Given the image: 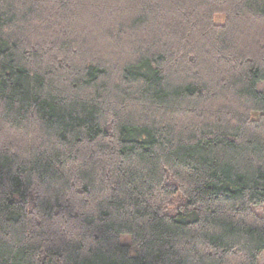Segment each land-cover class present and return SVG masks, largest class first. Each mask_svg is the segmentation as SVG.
<instances>
[{
  "label": "trees",
  "instance_id": "16d2710c",
  "mask_svg": "<svg viewBox=\"0 0 264 264\" xmlns=\"http://www.w3.org/2000/svg\"><path fill=\"white\" fill-rule=\"evenodd\" d=\"M263 253L264 0H0V264Z\"/></svg>",
  "mask_w": 264,
  "mask_h": 264
},
{
  "label": "rangeland",
  "instance_id": "374dc122",
  "mask_svg": "<svg viewBox=\"0 0 264 264\" xmlns=\"http://www.w3.org/2000/svg\"><path fill=\"white\" fill-rule=\"evenodd\" d=\"M217 19V22L218 23H221V22H223V17H221V16H218V17H216ZM258 263L259 264H264V253L259 257V259H258Z\"/></svg>",
  "mask_w": 264,
  "mask_h": 264
}]
</instances>
